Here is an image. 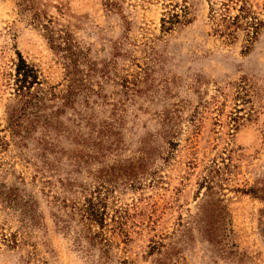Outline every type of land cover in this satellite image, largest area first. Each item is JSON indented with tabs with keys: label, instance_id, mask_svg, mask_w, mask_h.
I'll return each instance as SVG.
<instances>
[{
	"label": "rangeland",
	"instance_id": "374dc122",
	"mask_svg": "<svg viewBox=\"0 0 264 264\" xmlns=\"http://www.w3.org/2000/svg\"><path fill=\"white\" fill-rule=\"evenodd\" d=\"M243 4L251 18L226 28ZM18 52L45 88L73 84L50 164L6 126ZM0 140V181L38 214L8 244L20 223L0 202V264H264V0H0ZM90 195L102 243L61 202Z\"/></svg>",
	"mask_w": 264,
	"mask_h": 264
},
{
	"label": "trees",
	"instance_id": "16d2710c",
	"mask_svg": "<svg viewBox=\"0 0 264 264\" xmlns=\"http://www.w3.org/2000/svg\"><path fill=\"white\" fill-rule=\"evenodd\" d=\"M241 11L244 13L228 21L226 28L230 25L240 27L242 18L247 16L251 18L250 11L245 4L241 6ZM173 18H177L175 13H173ZM162 22L164 29L167 27L165 26L166 19L162 18ZM246 25L247 35L251 37L256 34L260 22L253 18L246 22ZM41 26L45 30L49 43L56 50L66 52L69 46L73 45L71 36L67 32H61V29H55L52 19H47ZM63 57L67 71L69 73L74 72L75 59L71 55H63ZM11 75L10 85L13 90L14 101L6 107V126L13 137L19 138V147H27V141L33 140L35 148L39 151V159L44 164H50L46 154L53 147H56L58 140L56 136L61 132V121L59 120L61 106L56 101L61 99L63 101L61 105L70 103L68 99L72 100L75 94L73 84L69 83L66 92L63 94L55 93L52 87L45 88L39 70L34 64L27 62L19 52L14 64V72ZM5 143V140H0V146ZM40 172H43L42 169ZM17 178L21 183L22 177L18 176ZM29 197L25 196L23 189H20L18 185L0 181V202L7 203V207L17 211L20 223L18 232L3 237V241L8 244L16 245L19 242L18 239L30 234L32 228H35L37 224L38 214L35 209V199ZM66 201L67 198L61 200L63 207H69L67 215L69 217L78 216L79 221L86 229L85 237L93 244L105 242L103 233L106 226V212L104 205L101 204L103 202L93 195L86 197L82 203L77 202L76 199H71L68 204ZM94 226H98L100 231L93 232Z\"/></svg>",
	"mask_w": 264,
	"mask_h": 264
}]
</instances>
